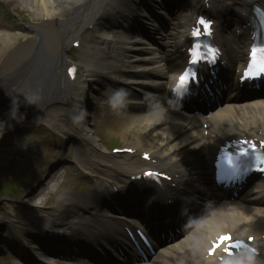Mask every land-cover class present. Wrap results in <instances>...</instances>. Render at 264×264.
<instances>
[{"label": "bare ground", "instance_id": "bare-ground-1", "mask_svg": "<svg viewBox=\"0 0 264 264\" xmlns=\"http://www.w3.org/2000/svg\"><path fill=\"white\" fill-rule=\"evenodd\" d=\"M13 2H21L23 8H26L34 18H39L40 16L52 17L54 8L57 7V11L61 10H69L73 9L74 11H80L79 17L80 19L73 18L70 23H67L69 26V31H73L79 25V22L83 19L85 13L81 11H89L90 9L97 6V4L102 3L103 1H107L105 6L106 11L111 14L115 10L116 0H12ZM260 0H257L259 2ZM84 5H86L84 7ZM95 10V9H92ZM56 11V10H55ZM116 13V12H114ZM92 17V16H90ZM174 19L177 16L173 17ZM62 34V31L57 29L56 31H45L44 37L46 38L45 46L47 47L46 53L43 58L38 57L35 60L32 58L29 60L32 63V69L34 74L38 76V78L47 79L49 75L58 71V67L65 63V57L62 54L63 44L60 41L59 36ZM10 38L9 36H7ZM15 36H13L14 38ZM9 40V39H8ZM7 38L4 36L3 38L0 36V53L2 46L6 45ZM10 43V40L8 41ZM108 43V42H107ZM65 46V45H64ZM237 57L241 55V48L234 50ZM111 61L114 62V65L111 67L106 66V68L102 69L94 63L90 61V63H85V69L82 70L81 76L83 78H89L92 71L100 70L103 72L105 76L108 78H115L118 74H123L124 76L132 79V81H126L127 79L122 78V81H125L127 85H129V90L136 89L137 85H140L141 81H136L140 74L137 72L135 68H137L136 62L127 61L129 66H121V64H125V61L120 59L115 53H112ZM32 56V55H30ZM132 58V57H130ZM174 59V58H173ZM33 60V61H32ZM63 61V62H62ZM118 67H117V66ZM121 67V68H120ZM136 70V72H134ZM94 78L96 76H93ZM127 85H122L123 87H127ZM65 85L62 82L60 86H58V90H62ZM161 87V86H160ZM75 99L85 100V95H79L78 91ZM68 98L66 96H60L57 94V101H67ZM71 99L68 101L70 102ZM72 102V101H71ZM45 103V102H44ZM37 106H33L31 109V113L34 114V109ZM33 110V111H32ZM59 111L54 105L48 112L50 115L46 120L49 123L58 122L59 114L54 111ZM106 112L107 115L110 116L108 121L109 130L112 135L121 136L123 139H132V140H142L143 144L146 146L148 151H152L156 155L160 156L161 162L164 165L163 167H168L173 169L174 172L177 173L182 172L189 174V177L192 173L197 175H202V171H204V166L206 165V156L203 153L202 148H204V142L199 137L198 134H195L194 131H190L189 126L185 127V123L180 119L176 120L170 127L162 129L156 133H152V130L161 123L167 115H171L170 111L167 110H159L155 113H151L142 117H135L132 120L128 121L129 117L119 116L120 113L115 111ZM138 116V115H135ZM134 117V116H133ZM127 119V120H126ZM246 123V122H245ZM239 126L240 129L245 127L244 124L239 121H236V127ZM231 129H234L232 125L229 126ZM132 128V130H131ZM81 128L79 127V130ZM185 129V132L180 135L179 132ZM226 132L230 131V129H225ZM235 130V129H234ZM190 131V132H189ZM224 132V129L222 130ZM225 133V132H224ZM68 132L64 133L61 137L63 139L62 142L68 141H76L79 140L69 136ZM192 141V142H191ZM194 142H198L197 144ZM80 144V143H79ZM135 144V142H134ZM209 145L208 147H210ZM203 153V154H202ZM135 166L133 163L120 164L116 168V170H111V176H109L106 181H119V172L121 173H130L132 172V167ZM181 174V173H179ZM192 177V176H191ZM190 177V178H191ZM258 194V193H257ZM71 196V200L79 199V197L74 193L70 195H65V197ZM86 199H81V203H85ZM249 201L253 204L254 197L250 198ZM79 204V203H78ZM262 204H259L256 208H242L237 204L227 205L226 207H222L221 209H217L212 216L204 222L203 227L205 230L200 234L193 233L185 239H181L172 247L166 249L161 256L158 258L159 264H203L204 261L201 257V251L204 248L205 241L210 235H214L218 233L220 230L227 231H236L241 234H247L253 231H259L261 227L264 226V208L261 207ZM85 208H89L88 205L84 206Z\"/></svg>", "mask_w": 264, "mask_h": 264}, {"label": "rangeland", "instance_id": "rangeland-1", "mask_svg": "<svg viewBox=\"0 0 264 264\" xmlns=\"http://www.w3.org/2000/svg\"><path fill=\"white\" fill-rule=\"evenodd\" d=\"M24 174L23 173H20L19 174V171L18 172H16V173H12V178H16V177H18V176H23ZM37 189V188H36ZM37 191V190H36Z\"/></svg>", "mask_w": 264, "mask_h": 264}, {"label": "snow or ice", "instance_id": "snow-or-ice-1", "mask_svg": "<svg viewBox=\"0 0 264 264\" xmlns=\"http://www.w3.org/2000/svg\"><path fill=\"white\" fill-rule=\"evenodd\" d=\"M181 81H183V77H181ZM226 239H228V237H224V238H222V241H223V240H226Z\"/></svg>", "mask_w": 264, "mask_h": 264}]
</instances>
